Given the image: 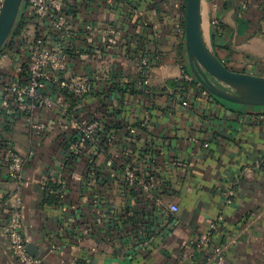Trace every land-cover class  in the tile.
Returning a JSON list of instances; mask_svg holds the SVG:
<instances>
[{"label":"crops","instance_id":"0c3cea01","mask_svg":"<svg viewBox=\"0 0 264 264\" xmlns=\"http://www.w3.org/2000/svg\"><path fill=\"white\" fill-rule=\"evenodd\" d=\"M65 12L56 45L91 92L36 110L41 135L0 104V203L7 211L21 192L27 244L44 264H264V107L182 79L192 74L186 0H66ZM202 21L228 68L264 77V0H202ZM18 62L15 52L10 69ZM92 120L102 149L74 150ZM1 144L26 159L20 179ZM5 227L0 219V264H20Z\"/></svg>","mask_w":264,"mask_h":264},{"label":"built area","instance_id":"2783aa9c","mask_svg":"<svg viewBox=\"0 0 264 264\" xmlns=\"http://www.w3.org/2000/svg\"><path fill=\"white\" fill-rule=\"evenodd\" d=\"M5 0H0V15ZM66 0H23L16 26L0 50V104L26 115L31 131L41 135L47 128L44 123H37L33 113L40 109L65 108V96L84 97L93 87L88 76L69 75L68 55L64 48L56 45L68 34ZM34 24L36 31L32 41L21 38L27 25ZM218 23V22H217ZM23 41L21 42V40ZM19 53V62L10 69L13 53ZM151 71V67H148ZM182 79L194 80L193 74L184 72ZM150 79L146 80L149 84ZM50 83L56 84L53 94L45 93ZM100 122L92 120L80 129L78 142L80 145H94L102 149L98 141ZM1 149L9 163V175L20 179L26 166V159L9 144H1ZM264 162V159H263ZM130 186L139 184L134 170L126 172ZM143 188L149 190V185ZM169 209L178 211V206L172 204ZM0 219H5L6 233L11 245L13 256L20 264H44V258L34 257L27 250V241L23 235L24 214L21 192L12 196V203L5 211L0 203Z\"/></svg>","mask_w":264,"mask_h":264},{"label":"water","instance_id":"95a60500","mask_svg":"<svg viewBox=\"0 0 264 264\" xmlns=\"http://www.w3.org/2000/svg\"><path fill=\"white\" fill-rule=\"evenodd\" d=\"M22 4L23 0L4 2L0 15V50L16 26ZM185 34L192 74L205 90L229 102L264 107V77L231 70L208 43L203 30L202 0H186ZM27 250L32 256L40 257L34 244H28Z\"/></svg>","mask_w":264,"mask_h":264},{"label":"rangeland","instance_id":"374dc122","mask_svg":"<svg viewBox=\"0 0 264 264\" xmlns=\"http://www.w3.org/2000/svg\"><path fill=\"white\" fill-rule=\"evenodd\" d=\"M232 90L236 91L235 89H232Z\"/></svg>","mask_w":264,"mask_h":264}]
</instances>
